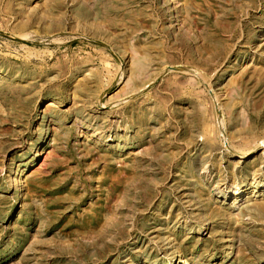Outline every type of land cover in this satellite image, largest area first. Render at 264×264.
Wrapping results in <instances>:
<instances>
[{"label":"rangeland","instance_id":"374dc122","mask_svg":"<svg viewBox=\"0 0 264 264\" xmlns=\"http://www.w3.org/2000/svg\"><path fill=\"white\" fill-rule=\"evenodd\" d=\"M263 143L264 0H0V264H264Z\"/></svg>","mask_w":264,"mask_h":264},{"label":"bare ground","instance_id":"6f19581e","mask_svg":"<svg viewBox=\"0 0 264 264\" xmlns=\"http://www.w3.org/2000/svg\"><path fill=\"white\" fill-rule=\"evenodd\" d=\"M214 49V48H213ZM215 50H216V48H215ZM263 146H264V143L262 144ZM262 146V147H263ZM251 153H244V154H242V157L243 158H246L248 155H250ZM19 177V176H18ZM22 186V183H20V178H16V180H15V184L13 185V189H20V187ZM258 186V185H257ZM256 188V187H255ZM261 190H264V183L262 184V186H261ZM241 191H242V189H238L237 190V192H236V199H238V197H239V195H240V193H241ZM224 195H225V197L227 196V195H229L227 192H224ZM236 199H235V203H236ZM132 228V227H131ZM169 264H171V262H169ZM184 264H186L185 262H184Z\"/></svg>","mask_w":264,"mask_h":264}]
</instances>
